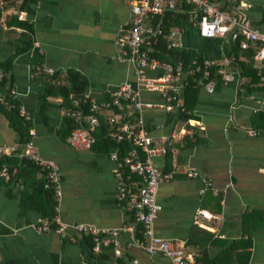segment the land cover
Listing matches in <instances>:
<instances>
[{
  "label": "crops",
  "instance_id": "crops-1",
  "mask_svg": "<svg viewBox=\"0 0 264 264\" xmlns=\"http://www.w3.org/2000/svg\"><path fill=\"white\" fill-rule=\"evenodd\" d=\"M137 1L16 0L7 13L0 10V70L8 81L0 93L16 89L31 125V139L24 143L22 127L0 104V146L11 148L0 160L9 159L10 166L35 154L57 163L63 175L60 222L107 231L99 250L90 236L64 238L57 226L36 231L49 219L51 185L44 169L20 167L0 176V264H174L137 246L145 238L118 199L111 152L73 147L64 92L49 94V77L69 73L83 77L96 100L108 99L125 84L136 90V67L118 40L121 30L132 26ZM209 1L264 32V0ZM193 8L181 11L185 20L177 21L174 13L171 29L180 33L184 48L225 72L213 87L199 82L186 113H167L158 92L139 93L142 103L153 105L141 112L147 135L173 140L166 156L154 158L160 169L175 172L173 180L158 186L161 209L154 229L183 248L190 264H264V58L259 43L242 49L228 38L202 37L189 20ZM25 40L33 46L22 52ZM181 79L184 99L189 73Z\"/></svg>",
  "mask_w": 264,
  "mask_h": 264
},
{
  "label": "built area",
  "instance_id": "built-area-1",
  "mask_svg": "<svg viewBox=\"0 0 264 264\" xmlns=\"http://www.w3.org/2000/svg\"><path fill=\"white\" fill-rule=\"evenodd\" d=\"M16 0H0V10L7 13V8ZM192 5L194 8L189 13V20L198 26L200 35L205 38H228L238 43L242 49H248L250 43H259L260 58H264V32H260L253 26L250 20H240L213 6L209 0H138L133 7V23L129 29L121 30L118 44L122 48H128V60L136 67L137 88L125 84L109 94L108 99L96 100L89 94H85L82 100L75 102L77 107L80 103L88 104V115L77 110L76 118L78 127L72 132L70 142L76 149H92V133L100 124V117L109 113L107 120L117 128L116 139L118 143L129 141L144 153L142 158L137 149L130 156L121 157L117 151L111 153V159L116 164V176L119 179L118 199L124 203L125 208L134 216L136 222L141 225L144 239H138L137 246L149 255L163 254L173 261L174 264H190L183 248L175 245L172 241L159 237L154 229L155 222L160 212L157 201V190L161 183L171 181L175 178V172H167L160 169L154 162V158L166 156L173 144L170 137L160 139L149 137L145 130V123L141 116L144 107L152 108V104H144L139 100L142 91L158 92L164 98L162 108L167 113L186 112L182 90L184 82L181 75L185 73V65L182 61L172 63L161 61L152 55L154 48L165 37L169 49L184 48L180 33L171 29L165 34L163 28V17L169 12H181L179 5ZM18 17L25 19V13L19 12ZM156 18L160 21L154 24ZM196 72L202 73L201 85L206 83L207 87H213L215 82L211 78L212 68H216L218 75L224 74L222 67L203 61L198 64L195 59L192 62ZM154 75V76H152ZM6 82V73L0 70V87ZM13 100H17L15 88L10 89ZM5 94L0 93V100L4 101ZM264 108V102H263ZM21 116L26 112L20 105ZM135 116V119L131 117ZM257 135L258 132H253ZM32 146V143H29ZM11 148L0 146V159L10 155ZM37 167L48 173L50 184L53 187L56 206V215L53 220H45L36 226V231L48 232L57 226L56 231L64 238L73 239L76 236H90L94 241L96 249L107 242L105 233L107 231L88 224H63L58 218L59 204L62 201L63 175L60 166L50 160H46L35 154L23 155ZM18 168H11L6 163L0 166V176L9 177L16 174ZM192 176H197L191 172ZM137 176L139 179L135 180ZM117 235V232H112ZM148 239V241H146ZM119 246V243L115 241ZM117 256L121 251L117 249ZM129 264H139L132 261Z\"/></svg>",
  "mask_w": 264,
  "mask_h": 264
},
{
  "label": "trees",
  "instance_id": "trees-1",
  "mask_svg": "<svg viewBox=\"0 0 264 264\" xmlns=\"http://www.w3.org/2000/svg\"><path fill=\"white\" fill-rule=\"evenodd\" d=\"M179 8L181 11L184 9L186 10H191L192 6L184 3L179 5ZM174 13L176 12H169L164 15L163 19V28L165 30V34L167 35L168 32H170L171 27H172V21L174 19ZM178 18L177 21L185 20L186 16L181 14V12H177ZM160 21V18H156L154 21V24L158 23ZM159 44L154 48L152 55L156 58H158L161 61H168L172 63H179L182 61L185 65V71L189 73V81L188 85L186 88V93L184 95V104L186 108V112H189L190 109L186 107V104H188L189 97L190 95H195L198 90V86H200V80L202 78V73L201 72H196L195 66L192 65V62L196 59L198 61V64L203 63V58L197 55V53L186 49H169L168 44L166 42L165 37L160 38ZM27 46L22 50V52H25L27 50H30L33 46L32 41L30 40H25L24 41ZM238 43H236L237 45ZM239 45V44H238ZM38 59L40 57H37ZM42 59H39L37 62L36 69L39 70V73L41 74V67H42ZM36 71V70H35ZM37 72V71H36ZM212 76L211 78L217 79L218 75L216 72V68L211 69ZM39 74V75H40ZM50 84H49V94H55V95H60L63 94L64 92V97H65V104L69 108V119H68V124H69V133L71 136L72 132L78 127V122L76 118V112L77 110H80L83 112L84 116H87L89 105L88 104H83L80 103V107H77L75 105V102L78 100H82V98L85 96L87 93V83L86 80L81 77L79 74L75 73H69L66 77L61 78V75L59 74H54L51 77H49ZM8 84L5 82L1 87H4V85ZM67 84V85H65ZM3 89V88H2ZM1 89V92H2ZM7 90V89H6ZM8 91V90H7ZM5 94V99L4 102L1 103V107L5 108L6 110L8 109V116L10 117L11 120L16 121V123H19V127H22V136L24 137V143H28L30 141V129L31 125L30 122L26 121L25 117L21 116L20 114V104L18 101L13 100L11 95L9 94V91L7 93L2 92ZM186 99V100H185ZM1 101V100H0ZM3 104V105H2ZM181 112V111H179ZM184 112V113H186ZM175 113V112H174ZM136 115H133L131 118L135 119ZM107 117V116H106ZM104 116L100 117V124L96 128V130L91 134L93 138V144H92V149L99 150V151H107V152H115L117 151L121 157H126L130 156L134 150L137 149L138 153L142 156V158L145 157L144 153H141V150L137 147H135L132 143L129 141L123 142V143H118L116 139V130L117 128L110 124V122L107 120V118ZM106 120H105V119ZM9 159L5 158L0 160V166L5 163H9ZM10 167L13 168H19L20 167H28L31 169L38 168L33 162L27 160V159H18L15 160V162L10 165ZM48 174V173H47ZM135 180H138L139 178L137 176L134 177ZM50 182V181H49ZM51 185V184H50ZM49 192V202H48V217L49 220H53V218L56 215V206L57 203L55 201V195H54V190L51 185V188L48 190ZM92 238V237H91Z\"/></svg>",
  "mask_w": 264,
  "mask_h": 264
},
{
  "label": "bare ground",
  "instance_id": "bare-ground-1",
  "mask_svg": "<svg viewBox=\"0 0 264 264\" xmlns=\"http://www.w3.org/2000/svg\"><path fill=\"white\" fill-rule=\"evenodd\" d=\"M147 126V125H146Z\"/></svg>",
  "mask_w": 264,
  "mask_h": 264
}]
</instances>
